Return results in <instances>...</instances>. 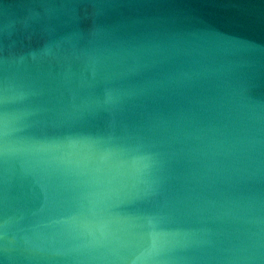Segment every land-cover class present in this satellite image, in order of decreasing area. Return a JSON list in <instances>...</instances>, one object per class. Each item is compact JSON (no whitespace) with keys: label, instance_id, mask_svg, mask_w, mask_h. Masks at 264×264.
<instances>
[{"label":"clouds","instance_id":"obj_1","mask_svg":"<svg viewBox=\"0 0 264 264\" xmlns=\"http://www.w3.org/2000/svg\"><path fill=\"white\" fill-rule=\"evenodd\" d=\"M40 2L0 23V264H264V0Z\"/></svg>","mask_w":264,"mask_h":264},{"label":"water","instance_id":"obj_2","mask_svg":"<svg viewBox=\"0 0 264 264\" xmlns=\"http://www.w3.org/2000/svg\"><path fill=\"white\" fill-rule=\"evenodd\" d=\"M223 2V0H221ZM46 9L40 0H0V23L8 33H16L20 38L26 35V27L33 26L38 22L39 14L43 16ZM7 44V39L5 41ZM259 54V51H257ZM34 55L39 59L43 51L36 49ZM31 55H29V59ZM5 264H8L5 261Z\"/></svg>","mask_w":264,"mask_h":264}]
</instances>
